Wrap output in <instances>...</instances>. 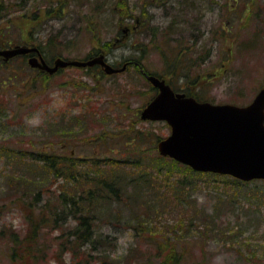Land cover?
I'll return each instance as SVG.
<instances>
[{"label": "rangeland", "instance_id": "obj_1", "mask_svg": "<svg viewBox=\"0 0 264 264\" xmlns=\"http://www.w3.org/2000/svg\"><path fill=\"white\" fill-rule=\"evenodd\" d=\"M12 1L22 4L6 15L13 25L4 31L6 38L19 37L14 43L18 44L25 43L29 36L28 39L33 40L27 43L30 47H37L35 42H40L41 47L37 48L52 65L56 58L84 60L91 56L89 54L98 55L101 51L106 52L107 61L115 68L127 64L125 70L103 76L97 74L94 65L61 67L45 86H40L42 93L33 98V93L29 94L18 83L7 88L4 96L7 103L3 106L16 118L15 123L7 124L0 115V232L25 228L22 213L9 196V177L27 171L28 178L42 176L44 182L47 178L46 171L26 166L29 164L23 153L26 143L33 140L35 147L44 145V150L49 151L55 146L51 142H54L53 135L69 128L67 123L72 117L89 107L91 119L80 120L72 127L78 135H69L67 144L61 143L62 149L58 151L74 150V156L87 159L91 145L104 147L101 141L94 139L95 133L127 128L130 120L139 118L142 105L156 90L141 69L144 73L162 75L170 69L168 63L177 57L176 44L180 45L178 48L187 45L180 50L183 68L180 69V64L177 72L185 71L203 78L196 83L200 84L198 89L194 84L196 79L189 77L194 90H200L204 100L246 104L264 86V0H62L66 6L61 16H49L37 24L33 14L58 6L61 0ZM118 1L129 12L121 22L116 14ZM127 25L130 28L121 34L119 29ZM141 46L145 49H136ZM127 57H139L141 62L135 59L122 62ZM165 75L163 78L168 80ZM183 81L175 85L180 86ZM111 110L113 113L104 115ZM134 127L154 133L152 137H163L170 131L164 121L140 118ZM85 138L91 139L86 141ZM100 152L102 156L108 155ZM80 165L87 167L86 162ZM162 172L164 179H159L162 182L170 176L186 175L180 168H172L170 174ZM186 176L190 182L183 192L185 202L173 206L172 201L163 197L152 198L151 207L155 209L152 217L148 215L151 220L168 223L169 230L175 222V228L182 224V231L175 232L180 235L185 250L181 264H191L202 257L207 264H264V181L244 183L200 172ZM180 192L168 193L174 197V193ZM142 199L143 195H138L134 203L122 205L124 211L119 212L118 218L96 215V239L99 235L104 238L98 249L120 260H132L140 256V252L152 250L151 245L136 236L133 227L126 225L133 219L129 210L143 206L138 205ZM121 207L118 209L122 210ZM69 223L73 226L74 220L69 219ZM55 234L65 238L59 230ZM54 240L58 242L60 238ZM9 245L8 237L0 240V264H10L7 260ZM88 251L91 253L90 248ZM63 257L68 261L70 252L66 251Z\"/></svg>", "mask_w": 264, "mask_h": 264}, {"label": "trees", "instance_id": "obj_2", "mask_svg": "<svg viewBox=\"0 0 264 264\" xmlns=\"http://www.w3.org/2000/svg\"><path fill=\"white\" fill-rule=\"evenodd\" d=\"M60 2L58 6L53 8L49 6L44 10L35 12L33 18L36 24L49 16H61L66 4L62 0ZM21 4L12 0H0V38H3L2 41L0 40V46L13 45L19 41V37L6 38L4 31L10 26L13 27L11 19L6 18V15H10L11 10L15 9V6H21ZM115 5L118 12L116 14L120 17L119 21L121 22L129 12L121 2L118 1ZM31 29L34 30L33 27ZM119 32L122 34L121 29ZM28 38L29 36L26 37V42L23 44L33 42L32 39ZM35 44L38 45V48L41 47L40 42H35ZM153 45L156 46L155 43ZM52 46L54 45L52 44ZM176 46L177 57H175V61L168 63L170 69L161 74L165 77L167 74V78L175 90H183L198 100H204L200 96V90L197 88L194 90V86L191 84L193 82L191 79H196L194 83L196 84L197 82L200 83L203 78L191 76L189 72L185 71L177 72L180 64L182 65L180 69L183 68V57L180 50L187 45H181V48H178L180 47L179 44ZM191 46L194 45L191 44ZM136 49L145 48L141 46L136 47ZM130 59L141 62L139 57L123 58L122 62ZM27 65L25 56L14 57L9 61H3L0 58V115L7 124L15 123L14 119L16 118L7 113L3 106L7 103L4 100L7 88L18 83L25 87L29 94L33 93V98L42 93L40 86H45L53 76V74L32 69ZM95 68L97 74L101 76L105 74L99 66H95ZM27 71H29L28 74ZM162 75L159 74L158 76L163 77ZM179 80H184L181 82L182 84H179L182 87L175 85ZM196 85L200 89V84ZM16 90L20 91L19 88ZM111 113H113L112 110L109 114H103L108 116ZM86 119H91L89 107L85 112H80L79 115L72 117V120L67 123L70 124L69 128L61 130L60 134H52L54 142H51L55 146L53 145L49 151L44 150V145L42 148L35 147L34 144L36 143L32 142L33 140H29L26 143L27 147L23 148L24 156L31 165L26 166L44 173L46 171L47 178H45V182L42 176L39 178L34 175V177L28 178L25 176L28 174L26 171L19 176L13 177L11 175L8 179L7 184L11 189L9 193L11 202L21 211L25 228L23 230L11 228L3 230L5 232H0V240L5 237L9 238L7 260L10 264H49L50 261L55 262L54 264H181L185 257V250L180 235H176L175 232L176 230L182 231V224L175 228V222L169 230L166 228L168 223L162 224L160 221L151 220L148 215L152 217V212L155 209L151 207L154 201L152 198L163 197L172 201L173 206H180L185 199L184 189L190 182L186 179V175H195L199 172L174 159L158 154L156 141L161 136L152 137L154 133L136 129L134 125L139 121L138 116L126 124L127 128L111 131L102 130L95 133L94 139L101 141L104 147L97 148L96 145H91V154L87 159L72 155L71 150H62V153H59L58 151L62 149L61 143L67 144L69 135H78V132L72 127L78 125L80 120L85 121ZM69 129L70 131H68ZM90 139L88 138L86 141ZM18 140L20 142V139ZM92 143L95 144V142ZM100 151H105L108 155L102 156ZM145 159L148 161L146 162ZM81 162H86L87 167L80 165ZM172 168H180L186 175L174 178L170 176L165 182L159 180L164 179L162 171L170 174ZM29 171L31 170L29 169ZM51 184L55 186L51 187ZM129 190L133 192L129 193ZM169 191L181 192L174 193L175 196L172 197V194L168 193ZM45 194L47 197L44 196ZM138 195L144 197L143 202L138 204L143 206L136 210H129L133 219L130 221L131 224L126 223V225L133 227L136 236L145 244L151 245L152 250L140 252L141 255L132 260L110 257L108 252L98 249L104 238L99 235L96 239V215L105 214V219H109V215H112V218H116V216L118 218L119 212L124 211L122 208L131 202L134 203ZM122 205L123 207H121ZM119 207L122 210H119ZM69 219L74 220L73 226H69L71 225ZM195 228L197 229V226ZM58 230L64 233L62 236L65 238L59 237L57 234L54 235ZM2 234L6 236H2ZM56 238H60V240L57 242L54 240ZM56 247L61 248V250H55ZM88 248L91 249V253ZM66 251L70 252L68 261L63 257ZM191 264H207V262L202 257Z\"/></svg>", "mask_w": 264, "mask_h": 264}, {"label": "water", "instance_id": "obj_3", "mask_svg": "<svg viewBox=\"0 0 264 264\" xmlns=\"http://www.w3.org/2000/svg\"><path fill=\"white\" fill-rule=\"evenodd\" d=\"M36 52L28 58L31 67L50 74L58 68L99 64L104 72L122 71L105 61L100 53L85 60L56 58L53 65L45 62L37 47L15 44L0 48V56ZM157 89L140 110L142 120H162L170 133L157 141L158 153L168 156L199 172L227 174L241 180L264 179V86L246 105L198 101L183 92H175L165 79L145 74Z\"/></svg>", "mask_w": 264, "mask_h": 264}]
</instances>
